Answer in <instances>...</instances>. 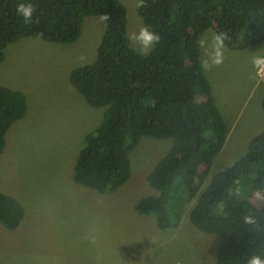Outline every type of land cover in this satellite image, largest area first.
Returning a JSON list of instances; mask_svg holds the SVG:
<instances>
[{
	"label": "trees",
	"instance_id": "obj_1",
	"mask_svg": "<svg viewBox=\"0 0 264 264\" xmlns=\"http://www.w3.org/2000/svg\"><path fill=\"white\" fill-rule=\"evenodd\" d=\"M20 2L35 5L31 24L17 15ZM137 12L161 36L147 56L129 47L127 8L120 0H0V65L11 44L26 38L74 44L87 18L109 15L94 61L70 73L71 85L90 107L106 108L78 153L73 181L113 193L131 178L130 155L144 137L171 139L148 176L156 195L140 199L135 211L172 231L190 208L197 230L220 236L216 264H245L244 255L264 254V232L241 225L247 212L264 223V200L256 205L253 199L264 189V131L208 182L229 127L201 67L197 40L214 29L228 33L225 45L231 50L264 44V0H144ZM27 112L26 94L0 85V156L9 131ZM24 218L22 204L0 191L1 225L14 231Z\"/></svg>",
	"mask_w": 264,
	"mask_h": 264
},
{
	"label": "rangeland",
	"instance_id": "obj_2",
	"mask_svg": "<svg viewBox=\"0 0 264 264\" xmlns=\"http://www.w3.org/2000/svg\"><path fill=\"white\" fill-rule=\"evenodd\" d=\"M120 1L130 35L143 26L139 0ZM104 31L105 23L89 17L74 44L26 38L5 50L0 85L24 92L28 112L9 131L0 156V191L25 209L17 230L0 223V264H216L220 236L197 230L190 208L172 231L160 230L153 217L135 211L140 199L156 195L148 176L170 150L171 139L144 137L130 155L131 178L113 193L73 181L78 153L106 108L90 107L71 85L70 73L94 61ZM213 33L210 29L204 37ZM261 50L264 44L241 51L225 45L224 62L205 70L229 127L208 182L264 131V76L251 64L252 54ZM253 199L256 205L264 200Z\"/></svg>",
	"mask_w": 264,
	"mask_h": 264
},
{
	"label": "clouds",
	"instance_id": "obj_3",
	"mask_svg": "<svg viewBox=\"0 0 264 264\" xmlns=\"http://www.w3.org/2000/svg\"><path fill=\"white\" fill-rule=\"evenodd\" d=\"M138 7L144 6V0H140ZM17 15L22 17L26 24L33 22L36 7L31 2H20L16 7ZM99 21L107 24L110 21V16L100 14ZM129 47L137 55L147 56L151 50L160 43L161 36L154 32L149 25L141 26L138 31L129 35ZM230 39L227 32L213 33L210 38L201 37L197 40L199 48L204 50V56L201 60V67L204 70H210L212 67H218L224 62L225 42ZM251 64L257 75L264 76V50L253 53L251 56ZM264 189H257L256 199L262 200L264 197L260 193ZM242 226H248L249 229H255L259 234L264 232V223L252 212H247L241 217ZM90 243H95L94 238ZM245 264H264V254L253 252L244 255Z\"/></svg>",
	"mask_w": 264,
	"mask_h": 264
}]
</instances>
